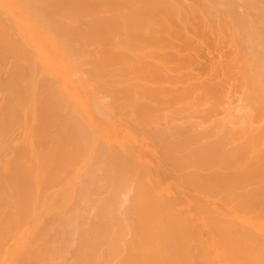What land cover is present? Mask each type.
Wrapping results in <instances>:
<instances>
[{"label":"bare ground","instance_id":"1","mask_svg":"<svg viewBox=\"0 0 264 264\" xmlns=\"http://www.w3.org/2000/svg\"><path fill=\"white\" fill-rule=\"evenodd\" d=\"M0 264H264V0H0Z\"/></svg>","mask_w":264,"mask_h":264}]
</instances>
